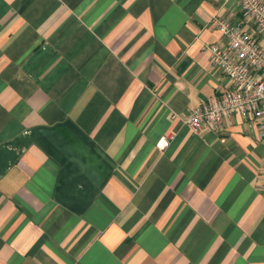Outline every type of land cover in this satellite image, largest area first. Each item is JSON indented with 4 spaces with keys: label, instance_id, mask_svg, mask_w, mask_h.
<instances>
[{
    "label": "crops",
    "instance_id": "crops-1",
    "mask_svg": "<svg viewBox=\"0 0 264 264\" xmlns=\"http://www.w3.org/2000/svg\"><path fill=\"white\" fill-rule=\"evenodd\" d=\"M240 16L0 0V264H264V141L239 116L180 120L231 89L204 47Z\"/></svg>",
    "mask_w": 264,
    "mask_h": 264
},
{
    "label": "built area",
    "instance_id": "built-area-1",
    "mask_svg": "<svg viewBox=\"0 0 264 264\" xmlns=\"http://www.w3.org/2000/svg\"><path fill=\"white\" fill-rule=\"evenodd\" d=\"M238 3L241 8L238 20H213L226 44L204 47L212 64L232 82V87L220 99L204 104L180 120L194 134H199L207 125L220 131L225 120L239 116L253 124L256 136L264 141V0H238ZM171 140L168 136L161 137L156 148L166 151ZM259 187L264 193V164Z\"/></svg>",
    "mask_w": 264,
    "mask_h": 264
}]
</instances>
